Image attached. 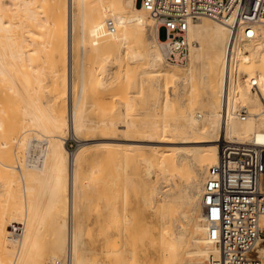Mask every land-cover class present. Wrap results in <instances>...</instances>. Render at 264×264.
<instances>
[{"label": "bare ground", "instance_id": "bare-ground-1", "mask_svg": "<svg viewBox=\"0 0 264 264\" xmlns=\"http://www.w3.org/2000/svg\"><path fill=\"white\" fill-rule=\"evenodd\" d=\"M184 38L186 62H168L165 34L138 0H0V264H102L87 247L85 220L109 205L85 197L99 168L81 167L97 149L153 154V171L142 159L146 177L153 172L150 264H222L203 186L222 141L264 142V24L244 39L190 18ZM114 104V114L98 111ZM108 209L110 231L127 229L126 210ZM125 234L102 252L119 264L134 259ZM255 256L264 261V238Z\"/></svg>", "mask_w": 264, "mask_h": 264}, {"label": "built area", "instance_id": "built-area-1", "mask_svg": "<svg viewBox=\"0 0 264 264\" xmlns=\"http://www.w3.org/2000/svg\"><path fill=\"white\" fill-rule=\"evenodd\" d=\"M138 1L165 34L166 59L172 64L186 62L184 34L190 18L223 23L230 34L244 39L253 37L257 24H264V0ZM203 212L214 227L210 238L219 247L222 264H264L255 256L264 238V142L220 143L203 186Z\"/></svg>", "mask_w": 264, "mask_h": 264}, {"label": "rangeland", "instance_id": "rangeland-1", "mask_svg": "<svg viewBox=\"0 0 264 264\" xmlns=\"http://www.w3.org/2000/svg\"><path fill=\"white\" fill-rule=\"evenodd\" d=\"M115 29H116V27H115ZM113 39L120 46V44H121L120 38H118V36L117 37L115 36V37H113ZM109 41H110V39L106 38L104 40V46ZM105 51L106 50H104V52ZM176 89H177V87L175 85H173L170 88H165L163 90V92L165 94H167V95H171V93L174 92ZM118 90L119 89H117V90L115 89L114 91L115 92L117 91V93H120V92H118ZM132 90H133L132 88L128 89V91H132ZM115 92H113V93L115 94ZM206 95L209 96L210 94L207 93ZM69 104H70V97H69ZM115 105L116 104H114L112 106V107H114L113 110H112V107L109 105L110 106V108H109L110 110H108V108L106 107L107 108L106 110H105V108L103 109L106 112H104L103 110H98V111L99 112L101 111L104 114L107 113V115H108L107 111H111V113L113 111V114H114L115 113L114 109L116 110L118 108ZM245 110L247 111V114H249L248 109L245 108ZM247 114H241V115L246 116ZM141 116L139 118L137 116V117H135V119L136 118H138V119L143 118ZM114 118H118V117L116 115H114ZM260 121H261V118H259V120H257L258 123H260ZM113 135H114V137H117L116 134H113ZM119 137L120 136H118V138ZM133 138L137 139L138 137L135 136ZM66 144H67L66 146H67L69 151L70 150L74 151V150H76V147L78 145V141L76 139H73L71 136H68V138L66 140ZM15 145L16 144L13 143V148L16 147ZM106 151L107 152L109 151L110 154H109V152L106 153ZM17 155H18V153H17ZM19 155L21 156L22 154L19 153ZM105 155L108 158V161H107V158L105 157ZM23 156L25 157V155H23ZM142 159L150 160V162L152 160V162H153V154L150 151L146 150V149L145 150L144 149L140 150L139 152L135 151L133 153H128V152H118L117 153L116 151H112V150H102L101 151V150L97 149V150L89 151L87 153L86 159L82 163V166H81L82 167V172H84L82 174L88 175L87 173H89V171H90L89 169H92L95 166L97 168H99V171L95 173V175H97L96 176L97 182H96V188L95 189H97V190H95L94 192L92 191L93 193L89 192V191L88 192L86 191L85 197L87 199H89V200H92L91 202H100V205L103 206V207L106 206V205H109V207L103 208V209H106V210H104L105 212H103V209H102L98 213H88L87 212V215H86L87 217L85 216L87 218L85 220V222H87L89 220L88 221V226H87V223H86V227H88V228L85 229V232H86V234L88 233V231L90 232L89 235H88L90 241L87 240L88 236H85V241H89V242H86L87 247L88 248H92L94 256H95V254L98 255V256L93 257V258L96 259L97 261L101 262L102 264L103 263L104 264H114V263L115 264H119V261H115L114 260V257H115L114 255H113V257L111 255L104 256V253H102V252H104V248L107 247V244H108L109 241H110V244H111V240H113V239L115 240V238H117L116 237L117 235L119 237L120 234H125V232H124L125 230H127L126 231L127 235L125 234L126 241L129 242L128 244H127V242L125 243V249L127 248V250L131 251V254L132 253L134 254V255L132 254V256H131L132 258L134 256V259H132L133 261L132 260L131 261H127L126 260V263L127 264H132V263H138L139 262L140 264H145V262L147 261L146 264H148V263L150 264V262H149L150 258L149 257H151L152 260H153V245H152V247H150L151 244H153V221H154L153 220V203H152L153 201L151 203L145 202L146 197L148 198L149 195L151 194V189L153 187V172H152V177H150V178L146 177V175H145L146 174L145 172L147 171L146 170V164L144 163V160H142ZM13 160L15 161V159H13ZM92 160H93L94 163L92 162ZM96 160H98V162ZM99 161H101L100 164H99ZM152 162H151V167H152V171H153V163ZM109 166H110V169H109ZM102 169H103V171H102ZM86 171H87V173H86ZM124 174L128 175V176H130L132 178L131 184H128L126 186L123 185L124 183H122V181H123L122 178H123ZM107 178H109V179H107ZM16 188L15 187L13 188V192L15 191L14 189H16ZM99 188H100V190H99ZM18 190L20 191V187H18L17 192H18ZM122 191L125 193L124 196H123V198H125L124 201H123V198H121ZM17 192L15 191L14 193H17ZM104 192L106 194H104ZM113 193H115L117 195H115ZM143 201H144L145 204L142 203ZM119 204L121 205V207H120ZM108 208L111 210V213L113 211L121 212V209L122 210L123 209L126 210L125 211L126 214H127L126 216H130L129 218H130V221H131V224L129 226H127L128 227L127 229L121 230L122 232L121 231H118V232L117 231L116 232L110 231V228L107 227L106 225L109 224L110 222L114 221V218H113L114 215L111 214L112 217L110 216L109 211L107 212ZM107 213H108V215H107ZM97 214H98L99 217L97 216ZM109 216H110V218H109ZM95 219L98 220V222ZM103 222H104V224L107 222V224L104 225V224H102ZM101 224L104 225V227ZM140 226H141V230L144 229V232L148 231L147 234L145 233L147 236L146 235L142 236V233H140L142 237L140 235H138V233L140 231L139 230ZM143 226H146V227L143 228ZM100 227H102L103 229L101 230ZM106 228L107 229L109 228V231L111 233L109 231H107ZM104 229H106V232L108 234L104 233L105 232ZM100 231H102V233H104V235L102 233H100ZM129 232H130V234H129ZM131 234H132V237H134L133 238L134 241L130 240V238L132 239V237H130ZM90 236H91V238H90ZM138 236H140V237H138ZM145 236H146V238H145ZM137 238H139V239L142 238L141 242L137 241L138 240ZM108 239H109V241H108ZM147 239H149V240L147 241ZM151 240H152V242H151ZM99 241H101V242H99ZM149 243H151V244H149ZM103 244H104V247H103ZM141 244H142L143 247L141 246ZM131 246H132V248H131ZM101 248H103V249H101ZM94 251H97L98 253L94 252ZM99 251H101V253ZM136 258H137V260H136Z\"/></svg>", "mask_w": 264, "mask_h": 264}]
</instances>
